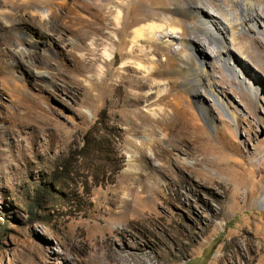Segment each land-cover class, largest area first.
<instances>
[{"label": "rangeland", "instance_id": "obj_1", "mask_svg": "<svg viewBox=\"0 0 264 264\" xmlns=\"http://www.w3.org/2000/svg\"><path fill=\"white\" fill-rule=\"evenodd\" d=\"M202 1L222 23L216 4L231 8L228 55L198 24V0L169 4L207 57L174 44L186 64H166L159 79L170 88L139 108L172 115L169 102L183 103L190 123L137 133L125 101L133 73L120 63L131 23L156 13L154 0L126 3L103 83L83 71L86 51L70 55L75 35L48 25L53 45L36 43L38 21L0 0V264H264V0H254L262 22L241 31L236 0ZM202 61L221 102L197 72ZM44 185L52 195L35 218Z\"/></svg>", "mask_w": 264, "mask_h": 264}, {"label": "bare ground", "instance_id": "obj_2", "mask_svg": "<svg viewBox=\"0 0 264 264\" xmlns=\"http://www.w3.org/2000/svg\"><path fill=\"white\" fill-rule=\"evenodd\" d=\"M128 1L113 0L108 3H98L96 0H80L76 3L73 0H7V5L12 12H22V14L27 12L31 20L38 21L41 33L38 39L35 40L36 43L53 45L46 33L48 25H50L49 29L63 27L72 35H75L77 41L72 43L71 51H69L70 55L75 57L77 50L86 51L85 55H82L79 60L83 66V71L94 73L97 79L102 80L101 83H103L109 73L107 67L115 55L117 44L121 43V32L125 29L124 7ZM179 1L181 0H154L152 8L156 13H143L131 23L133 28L129 37V48L125 53V58L120 63V67L133 73L129 85L133 90H130L132 97L127 98L125 101L132 108L131 112L135 115V118L132 116L129 123L136 126L137 133L143 125L146 126L145 129L147 127H156L157 129L167 127L170 129L190 123V118L187 117V114H189L187 113L188 108L183 103L174 104L169 102V105L173 108L172 115L163 112L161 108L157 109L159 115L150 111L143 113L144 110L141 111L142 109L139 108V104L144 100L152 103L158 97L159 102H161L165 92L170 88L171 81L166 82L159 79L163 74L162 68H165L166 64L174 61L185 63V58L181 55L185 52L182 48L174 49V44H186L192 50L197 51L193 53L195 57L201 54L207 57V53L203 52L205 51V45L195 38H187L188 33L183 22L173 13L172 2L174 4L178 2V6H180ZM198 1L194 7L198 24L206 29L208 38L210 37V40L220 47V50L216 52H224L228 55L227 34L232 32L234 25H236L234 23L236 20L230 13V6L226 8L220 4L215 6L216 10L220 12L219 14L227 21V23H222L210 9L206 8L202 0ZM210 2L212 1L210 0ZM236 4L243 15L240 19V31L251 30L252 27L257 26L258 22H262L261 12L255 8L254 0H236ZM75 7L87 13L88 17L84 18L76 14ZM11 26V38L15 39L14 24H11ZM260 32L264 33V28ZM24 37L33 38L34 36L24 33ZM229 40L233 41L232 35H230ZM87 41L88 43H85ZM157 43L163 46L164 52L156 47ZM187 55L189 56V54ZM101 58L102 64L95 67V64ZM224 60L225 62L229 61L227 58ZM200 65L202 71L198 69V74L206 78L210 93L221 102L214 89V84L209 78V73L205 69V62L202 61ZM227 65L229 64L227 63ZM176 66L179 67V65ZM186 66L183 70L185 72L191 71L192 68ZM87 86L95 87L92 78L88 80Z\"/></svg>", "mask_w": 264, "mask_h": 264}, {"label": "trees", "instance_id": "obj_3", "mask_svg": "<svg viewBox=\"0 0 264 264\" xmlns=\"http://www.w3.org/2000/svg\"><path fill=\"white\" fill-rule=\"evenodd\" d=\"M51 195L50 186L44 185L35 189V197L31 201V206H29L30 212L35 218H42L38 215L39 209H42V203L45 202L47 197H51Z\"/></svg>", "mask_w": 264, "mask_h": 264}]
</instances>
